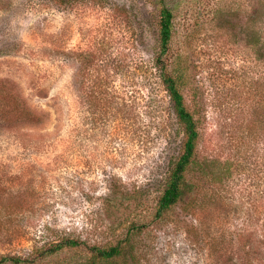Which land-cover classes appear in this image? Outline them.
I'll return each instance as SVG.
<instances>
[{"label": "rangeland", "instance_id": "374dc122", "mask_svg": "<svg viewBox=\"0 0 264 264\" xmlns=\"http://www.w3.org/2000/svg\"><path fill=\"white\" fill-rule=\"evenodd\" d=\"M76 2L0 0V259L86 264L135 227L130 264H264V0H161L199 132L197 187L162 218L182 135L160 0Z\"/></svg>", "mask_w": 264, "mask_h": 264}, {"label": "trees", "instance_id": "16d2710c", "mask_svg": "<svg viewBox=\"0 0 264 264\" xmlns=\"http://www.w3.org/2000/svg\"><path fill=\"white\" fill-rule=\"evenodd\" d=\"M61 6L67 3H77L78 0H52ZM91 1V0H89ZM158 18H157V43L159 53L155 58L156 67L159 71L160 81L167 93L171 103L176 123L180 129L182 139L178 153L171 163L168 174L165 178L163 190L157 200L155 217L162 218L172 210L178 203L182 202L186 197L193 193L197 187L196 183L188 180V174L197 165L196 147L198 144L199 132L197 121L192 112L188 109L184 96L182 94V86L184 84V71L178 62H170L168 58L169 43L172 35V12L159 2ZM190 204V202H189ZM135 227H129L125 236L118 240L114 245L108 247H90L89 257L86 264H130L134 258V232ZM132 229V230H130ZM79 243L74 240H68L61 244H57L49 254L61 251L64 247L75 248ZM11 262L13 264H21L24 260L13 257H3V262Z\"/></svg>", "mask_w": 264, "mask_h": 264}]
</instances>
